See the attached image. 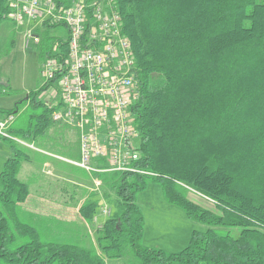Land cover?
Masks as SVG:
<instances>
[{
  "label": "trees",
  "instance_id": "1",
  "mask_svg": "<svg viewBox=\"0 0 264 264\" xmlns=\"http://www.w3.org/2000/svg\"><path fill=\"white\" fill-rule=\"evenodd\" d=\"M9 1L0 0V24L8 20ZM113 1L136 61L134 166L148 174L101 176L115 198L96 233L98 250L47 242L18 215L28 196L17 178L24 153L0 138L11 151L0 171V264H105L120 259L125 245L140 264H264V0ZM56 41L44 34L41 58L52 56ZM46 88L0 110L2 120L28 105L9 135L29 142L48 131L56 109L37 98ZM1 94H9L6 82H0ZM150 183L206 227L193 231L178 253L142 245L144 221L135 198ZM187 190L218 213L188 200ZM99 207V201L82 205L87 224Z\"/></svg>",
  "mask_w": 264,
  "mask_h": 264
},
{
  "label": "built area",
  "instance_id": "2",
  "mask_svg": "<svg viewBox=\"0 0 264 264\" xmlns=\"http://www.w3.org/2000/svg\"><path fill=\"white\" fill-rule=\"evenodd\" d=\"M8 20L28 24L24 49L39 47L44 34L62 27L65 36H52V56L40 68L41 87L58 95L52 122L71 128L79 143V159L52 157L96 176L111 173L148 174L134 165L139 161L138 135L132 107L139 100L136 61L131 42L123 33L122 20L113 0H10ZM15 116L0 120V138L20 147L28 142L8 134ZM109 218L111 210L100 207ZM96 222V218L93 219ZM98 228V230H100Z\"/></svg>",
  "mask_w": 264,
  "mask_h": 264
},
{
  "label": "rangeland",
  "instance_id": "3",
  "mask_svg": "<svg viewBox=\"0 0 264 264\" xmlns=\"http://www.w3.org/2000/svg\"><path fill=\"white\" fill-rule=\"evenodd\" d=\"M13 27H15V25L9 20L3 21L0 24V82H6L9 88L8 95H0V106L2 107H13L16 102L23 100L29 92L37 91L43 84L40 68L44 59L39 55V47L24 49L25 35L13 30ZM23 29L24 28H19L21 32L25 31V29ZM66 33L64 28L59 27L50 30L47 35L49 37L65 36ZM57 97L58 95L56 93L48 89L42 91L37 98L44 103L53 104ZM27 109L28 105L24 103L18 113L24 114L27 112ZM54 124L55 123L51 125L45 136H41V142L53 145L45 150L51 151L55 156H62L64 159H69L67 151L76 150L77 147L76 135L65 134V129L67 128ZM0 147L8 151V147L3 142H0ZM0 163L1 171L3 165L1 158ZM58 163L63 162L58 160ZM67 171H70V173L72 171V174L75 176L88 181V174L81 169L70 167L69 169L67 168ZM66 178L65 176H60L58 179L62 183H65L64 180ZM60 181L58 182L61 183ZM105 188L104 193L108 205L107 207L111 209V201H113L115 197L108 186ZM186 197L198 206L216 214L218 213L210 201L197 193L187 190ZM135 203L140 209L144 221L142 245L146 248H156L166 253H178L187 247L193 231L204 232L206 230L205 226L187 219L182 209L168 203L164 199L162 191L157 184H148L144 191L137 194ZM19 206L20 204L18 205V215L20 217ZM20 219L30 224L22 218ZM40 234L47 242L70 243L87 249L98 250L95 241L96 234H93V238L89 237L87 241L85 240L81 243L59 236L57 238H48L41 230ZM104 261L105 264H140L134 258L127 245L123 247L122 257L120 259H104Z\"/></svg>",
  "mask_w": 264,
  "mask_h": 264
},
{
  "label": "crops",
  "instance_id": "4",
  "mask_svg": "<svg viewBox=\"0 0 264 264\" xmlns=\"http://www.w3.org/2000/svg\"><path fill=\"white\" fill-rule=\"evenodd\" d=\"M13 28V30L26 35L29 26L28 24H24L20 27ZM19 28H24L25 31L21 32ZM18 102H16L14 106ZM13 107L0 106V110H9ZM20 114L21 113L14 115L16 122ZM58 125L67 128L65 129V134H75L77 138V134L71 128L61 124ZM45 134L43 136H45ZM41 138L42 137L28 142L33 148L19 146L20 150L24 153V160L20 164L17 178L18 181L25 184L28 189V196L19 206L20 218L30 223L39 232L40 230L43 231L48 238H57L59 236L80 243L85 240L87 241L89 237L93 238V234L99 231L98 228H102L106 220V218L100 215V207L108 206L104 193V189H106L105 183L102 181V186L96 187L94 183L96 176L88 174V181H86L72 174V171L71 173L67 171V168L69 169L74 166L63 161V163H58V159L51 156L55 155L52 154L51 151L45 150L53 145L41 142ZM0 142L3 141L0 140ZM6 146L8 147L7 144ZM67 152L69 154V160L77 161L79 159L78 138L76 150ZM10 157L11 151L9 147L8 151L0 147V158L2 163L4 164ZM60 157L62 158V156ZM60 176L67 177L64 180L65 183H62L58 179ZM101 176L100 178L102 179ZM89 201H99L100 205L95 215L96 222L93 221L92 224H87L80 215V208Z\"/></svg>",
  "mask_w": 264,
  "mask_h": 264
}]
</instances>
